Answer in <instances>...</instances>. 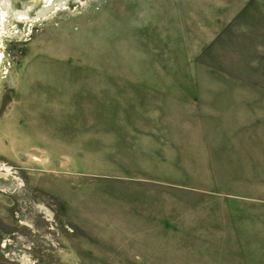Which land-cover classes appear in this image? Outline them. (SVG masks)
I'll use <instances>...</instances> for the list:
<instances>
[{
    "label": "rangeland",
    "instance_id": "374dc122",
    "mask_svg": "<svg viewBox=\"0 0 264 264\" xmlns=\"http://www.w3.org/2000/svg\"><path fill=\"white\" fill-rule=\"evenodd\" d=\"M6 8L0 264H264V0Z\"/></svg>",
    "mask_w": 264,
    "mask_h": 264
},
{
    "label": "bare ground",
    "instance_id": "6f19581e",
    "mask_svg": "<svg viewBox=\"0 0 264 264\" xmlns=\"http://www.w3.org/2000/svg\"><path fill=\"white\" fill-rule=\"evenodd\" d=\"M50 2V1H49ZM7 9V8H6ZM10 11L7 9V10H0V20H5L6 17L8 16V14ZM1 23V22H0ZM2 57H3V54H2V51L0 50V63H1V60H2Z\"/></svg>",
    "mask_w": 264,
    "mask_h": 264
},
{
    "label": "water",
    "instance_id": "95a60500",
    "mask_svg": "<svg viewBox=\"0 0 264 264\" xmlns=\"http://www.w3.org/2000/svg\"><path fill=\"white\" fill-rule=\"evenodd\" d=\"M3 175H5V172L0 171V176H3Z\"/></svg>",
    "mask_w": 264,
    "mask_h": 264
}]
</instances>
